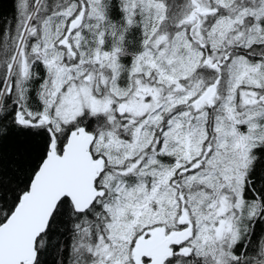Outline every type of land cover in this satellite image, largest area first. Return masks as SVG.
Listing matches in <instances>:
<instances>
[{"label": "snow or ice", "instance_id": "snow-or-ice-1", "mask_svg": "<svg viewBox=\"0 0 264 264\" xmlns=\"http://www.w3.org/2000/svg\"><path fill=\"white\" fill-rule=\"evenodd\" d=\"M0 264H264V0H12Z\"/></svg>", "mask_w": 264, "mask_h": 264}, {"label": "trees", "instance_id": "trees-1", "mask_svg": "<svg viewBox=\"0 0 264 264\" xmlns=\"http://www.w3.org/2000/svg\"><path fill=\"white\" fill-rule=\"evenodd\" d=\"M12 14V0H0V16L10 17Z\"/></svg>", "mask_w": 264, "mask_h": 264}]
</instances>
